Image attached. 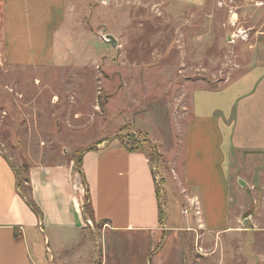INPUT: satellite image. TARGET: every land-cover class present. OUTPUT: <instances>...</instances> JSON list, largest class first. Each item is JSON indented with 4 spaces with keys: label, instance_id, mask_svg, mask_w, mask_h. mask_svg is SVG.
Returning a JSON list of instances; mask_svg holds the SVG:
<instances>
[{
    "label": "rangeland",
    "instance_id": "obj_1",
    "mask_svg": "<svg viewBox=\"0 0 264 264\" xmlns=\"http://www.w3.org/2000/svg\"><path fill=\"white\" fill-rule=\"evenodd\" d=\"M70 2L75 15L61 18L64 27L55 36L37 33L38 18L27 23L34 26L31 31L19 33L18 42L28 45L26 57L30 47L49 45L41 55L48 60L54 51L61 66L36 69L32 76L21 71L22 80L14 81L24 86V117L17 119L25 127L14 134L2 129L0 149L21 174L22 191H28L24 178L34 163L76 162L79 167L80 155L91 148L140 147L159 168L164 210L180 219L178 264H264V208L259 211L264 193L258 173H247L245 182L237 172L245 185L234 176L227 206L220 184L212 191L203 188L205 200L182 180L192 95L219 89L239 73L242 45L254 41L264 0ZM4 5L0 0V15ZM12 81L0 72V94L14 89ZM49 97L53 105L46 104ZM115 259L108 264H117V254ZM46 264H51L47 258Z\"/></svg>",
    "mask_w": 264,
    "mask_h": 264
},
{
    "label": "crops",
    "instance_id": "obj_2",
    "mask_svg": "<svg viewBox=\"0 0 264 264\" xmlns=\"http://www.w3.org/2000/svg\"><path fill=\"white\" fill-rule=\"evenodd\" d=\"M2 1L0 72L13 83L22 80L21 71L32 76L36 69L61 67L54 51L48 60L41 55L49 45L30 47L26 57L28 45L18 42L22 40L19 33L36 26L37 33L55 32V36L64 27L61 18L75 15L71 0ZM31 18H38L34 26L27 25ZM260 21L254 41L242 45L239 73L228 76L219 89H199L192 95L183 184L201 192L205 200V193L220 184L225 206L235 186L234 176V181L240 180L237 172H242L245 182L247 173H258L264 193V18ZM13 84L12 91L0 94V131L12 134L24 129L25 121L17 118L24 117L26 107L24 86ZM50 99L47 105H53ZM37 128L44 127L37 124ZM79 164L29 166L24 179L38 213L20 188L21 174L0 149V264H46V258L51 264H93L99 259L108 264L116 254L117 264H178L180 219L164 210L158 197L162 186L156 161L151 162L142 149L131 151L110 143L83 152ZM221 216L225 223L226 215Z\"/></svg>",
    "mask_w": 264,
    "mask_h": 264
},
{
    "label": "trees",
    "instance_id": "obj_3",
    "mask_svg": "<svg viewBox=\"0 0 264 264\" xmlns=\"http://www.w3.org/2000/svg\"><path fill=\"white\" fill-rule=\"evenodd\" d=\"M125 147H126V146H125ZM126 148L129 149V150H131V151L141 149L140 147H135V148H128V147H126ZM149 159H150V158H149ZM150 161H151V162H154V161H152V160H150ZM29 190H30V188L28 187V191H27V192H25V191H22V192H23L24 195H26V197L28 198L29 204L32 206V208H33L36 212L39 213L38 209L36 208L35 204L33 203V201L31 200V198H30V196H29ZM159 190H160V189L158 188V197L160 198V196H159ZM85 209H86V213H87L89 216H91V210H90L89 205H87ZM162 213H163V211H162Z\"/></svg>",
    "mask_w": 264,
    "mask_h": 264
},
{
    "label": "water",
    "instance_id": "obj_4",
    "mask_svg": "<svg viewBox=\"0 0 264 264\" xmlns=\"http://www.w3.org/2000/svg\"><path fill=\"white\" fill-rule=\"evenodd\" d=\"M109 38H110V37H109ZM108 42H109V43H112L113 46H116V45H117V40L115 41V40H113V38L108 39ZM242 185H245V184L242 183Z\"/></svg>",
    "mask_w": 264,
    "mask_h": 264
},
{
    "label": "built area",
    "instance_id": "obj_5",
    "mask_svg": "<svg viewBox=\"0 0 264 264\" xmlns=\"http://www.w3.org/2000/svg\"><path fill=\"white\" fill-rule=\"evenodd\" d=\"M234 23V22H233ZM244 33V32H243ZM243 38H245V35L243 36ZM88 224L92 225V222L90 220H88Z\"/></svg>",
    "mask_w": 264,
    "mask_h": 264
}]
</instances>
